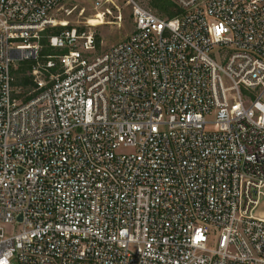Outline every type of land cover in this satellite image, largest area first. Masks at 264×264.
Listing matches in <instances>:
<instances>
[{
	"label": "built area",
	"instance_id": "2783aa9c",
	"mask_svg": "<svg viewBox=\"0 0 264 264\" xmlns=\"http://www.w3.org/2000/svg\"><path fill=\"white\" fill-rule=\"evenodd\" d=\"M69 1L0 0V264H264V0Z\"/></svg>",
	"mask_w": 264,
	"mask_h": 264
},
{
	"label": "rangeland",
	"instance_id": "374dc122",
	"mask_svg": "<svg viewBox=\"0 0 264 264\" xmlns=\"http://www.w3.org/2000/svg\"><path fill=\"white\" fill-rule=\"evenodd\" d=\"M138 1L152 9L157 14H160L159 8L156 7V4L160 3L159 0ZM75 5L77 8H75L71 14L68 15L66 14L65 9H61L57 11L56 17L61 20L69 21L71 24L80 23V25L92 27L97 43L95 49H93L96 54L109 50L118 42L126 39L134 30L135 23L132 9L125 0H116L114 3H110L111 13L108 12L103 16L104 22L97 24L91 22V20L95 18L94 13L97 12V9L94 6V0H70L65 8H70ZM119 16L122 18L119 19ZM88 21H90V23ZM20 229V224H5V230L8 234L17 232Z\"/></svg>",
	"mask_w": 264,
	"mask_h": 264
},
{
	"label": "trees",
	"instance_id": "16d2710c",
	"mask_svg": "<svg viewBox=\"0 0 264 264\" xmlns=\"http://www.w3.org/2000/svg\"><path fill=\"white\" fill-rule=\"evenodd\" d=\"M158 1V0H157ZM160 3L156 4V7L159 8L161 16H168L172 17L178 12V8L175 7L171 0H159ZM170 3V4H168ZM71 26V23H69ZM64 27L63 26H55L48 28V33H57L61 31ZM44 49L43 54H47L49 52H54L53 49L47 46V38H43ZM30 68V63H23L20 68L16 72L17 80L16 83L20 85H24L26 88H30L33 85V81L30 75L26 73L27 69Z\"/></svg>",
	"mask_w": 264,
	"mask_h": 264
},
{
	"label": "bare ground",
	"instance_id": "6f19581e",
	"mask_svg": "<svg viewBox=\"0 0 264 264\" xmlns=\"http://www.w3.org/2000/svg\"><path fill=\"white\" fill-rule=\"evenodd\" d=\"M93 18V17H92ZM96 18V19H95ZM94 19L91 20L92 23L97 24V23H102L104 22L103 20V15L100 13L98 15L95 16ZM91 19V18H90ZM59 21H62L60 24H69V21L66 20H61V19H57Z\"/></svg>",
	"mask_w": 264,
	"mask_h": 264
}]
</instances>
